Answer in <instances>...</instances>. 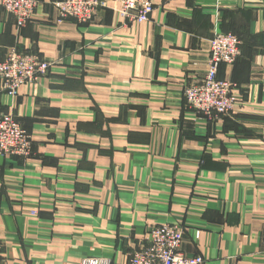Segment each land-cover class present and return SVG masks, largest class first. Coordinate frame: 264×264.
Listing matches in <instances>:
<instances>
[{
  "label": "crops",
  "instance_id": "0c3cea01",
  "mask_svg": "<svg viewBox=\"0 0 264 264\" xmlns=\"http://www.w3.org/2000/svg\"><path fill=\"white\" fill-rule=\"evenodd\" d=\"M36 1L19 29L0 5V61L14 48L50 65L13 98L0 82V116L32 141L0 155V264H123L162 223L204 264H264V0H152L140 23L112 0L85 23ZM221 31L240 40L217 72L238 98L207 119L182 91Z\"/></svg>",
  "mask_w": 264,
  "mask_h": 264
},
{
  "label": "built area",
  "instance_id": "2783aa9c",
  "mask_svg": "<svg viewBox=\"0 0 264 264\" xmlns=\"http://www.w3.org/2000/svg\"><path fill=\"white\" fill-rule=\"evenodd\" d=\"M117 17L128 22L147 21L153 11L152 0H112ZM60 19L73 18L79 23L91 21L102 0H61L53 3ZM3 10L12 15L21 28L31 17L36 0H0ZM240 41L230 32H217L209 40V67L202 79L188 83L182 91L185 106L207 119L228 115L237 101L238 87L229 79L217 76L220 64L231 66L240 56ZM49 63L33 52L9 49L0 61V82L4 93L13 98L19 89L45 76ZM32 141L29 133L11 114L0 116V155L29 157ZM182 230L174 224L162 223L150 229L145 244L133 251L123 264H204L200 255L187 256L181 251ZM73 264V263H69ZM77 264H114L103 257H86Z\"/></svg>",
  "mask_w": 264,
  "mask_h": 264
},
{
  "label": "trees",
  "instance_id": "16d2710c",
  "mask_svg": "<svg viewBox=\"0 0 264 264\" xmlns=\"http://www.w3.org/2000/svg\"><path fill=\"white\" fill-rule=\"evenodd\" d=\"M222 32V31H221ZM235 35V34H234ZM239 39V38H238ZM240 41V40H239ZM239 47H240V45H239ZM241 52V51H240ZM220 66V65H219ZM219 78V77H218Z\"/></svg>",
  "mask_w": 264,
  "mask_h": 264
},
{
  "label": "bare ground",
  "instance_id": "6f19581e",
  "mask_svg": "<svg viewBox=\"0 0 264 264\" xmlns=\"http://www.w3.org/2000/svg\"><path fill=\"white\" fill-rule=\"evenodd\" d=\"M157 226V225H156Z\"/></svg>",
  "mask_w": 264,
  "mask_h": 264
}]
</instances>
